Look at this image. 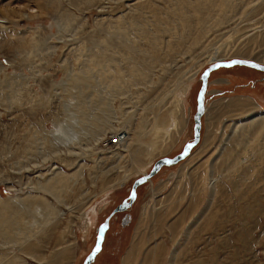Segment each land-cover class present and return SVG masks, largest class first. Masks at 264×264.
<instances>
[{"label":"rangeland","instance_id":"rangeland-1","mask_svg":"<svg viewBox=\"0 0 264 264\" xmlns=\"http://www.w3.org/2000/svg\"><path fill=\"white\" fill-rule=\"evenodd\" d=\"M136 2L152 3L159 12L141 9ZM167 4L165 0H0V227L11 226L12 216L24 213L22 199L29 194L44 197L61 215L53 222L51 214L45 229L33 232L24 244L6 243L0 237V255L14 254L22 264H82L94 245L96 227L127 198L133 180L148 172L156 159L172 157L192 139L199 75L209 60L218 53L225 60L255 61L258 55L261 60L256 61L264 63V0H232L235 12L227 23L209 29L197 42L187 35L182 38L184 26L171 20L176 18L167 14ZM18 6L31 15H17ZM245 46L249 57L238 54ZM129 65L147 78L136 76ZM118 74L127 78L119 86L113 78ZM239 99L256 106H227ZM80 108L91 113V126L98 117L107 121L99 133L106 134L96 145L91 136L89 151L68 153L61 147L64 151L57 156L52 152L55 120L66 121L65 116L73 114L77 122ZM204 108L198 142L184 159L160 167L135 187L134 201L125 210L129 218L122 221L123 211L110 217L100 250L89 264H141L152 247L163 257L156 256L152 264H192L196 258L200 264H264V130L252 140L250 150L232 142L234 149L225 161L216 158V165L209 167L221 145H226L232 124L264 111V71L238 64L211 71ZM157 120L168 126L169 134L155 136ZM124 128H130L129 146L119 147L113 131L120 136V131L126 133ZM55 165L66 174L80 170L57 199L32 186L37 179L52 176ZM140 165H146V171L137 172ZM124 174L129 176L122 184L107 189ZM209 181L216 186L213 193ZM211 209L216 212L211 220L217 223L214 230L212 225L205 228L200 217ZM183 228L189 231L187 238ZM30 245L43 259L23 251ZM63 246L71 251L69 258L65 259ZM128 252L132 256L124 262Z\"/></svg>","mask_w":264,"mask_h":264},{"label":"bare ground","instance_id":"bare-ground-1","mask_svg":"<svg viewBox=\"0 0 264 264\" xmlns=\"http://www.w3.org/2000/svg\"><path fill=\"white\" fill-rule=\"evenodd\" d=\"M168 2V7L166 9V11L168 12L167 14L169 16L174 17L176 19H171L172 21L173 20H179L182 22L183 26H184V33H183V36L182 38H185V36H190L191 39L194 41V42H197L199 40V38L204 35L205 32L207 31H210L211 28L214 29L215 26H219L223 23H227V20L228 18L230 17V15L232 13H234V5H232V0H165ZM75 2V0H74ZM262 2V1H261ZM47 3H50V2H47ZM138 3V2H136ZM166 3V2H165ZM76 4V3H75ZM156 4V2H155ZM245 4V3H244ZM243 4V5H244ZM157 5V4H156ZM137 6L141 9H147L149 10L150 12H152L153 14L157 15V13L159 12L158 10V7L157 6H154L152 3H145V2H140L137 4ZM29 7V6H28ZM27 7V9H28ZM132 7V6H131ZM26 8V7H25ZM34 7H29V9H33ZM22 8H20L19 6L16 8L15 12L17 13V15H31V13H26V11H22L21 10ZM36 9V8H35ZM43 9V8H42ZM160 9V8H159ZM34 10V9H33ZM38 10V9H36ZM32 11V10H31ZM36 12V11H35ZM62 14L64 13L63 11L61 12ZM166 14V16H167ZM63 15H68V12L64 13ZM74 16V15H73ZM231 18V17H230ZM161 21L164 22L165 21V18L163 17H160ZM72 20V19H71ZM213 23V24H211ZM223 26V25H222ZM258 28V27H257ZM210 29V30H209ZM219 31V30H218ZM261 33V31H260ZM264 34V32H263ZM125 35L127 36V38H129V34L128 33H125ZM254 35V34H253ZM253 35H251V38L253 37ZM231 35H229L230 37ZM261 34H260V38H261ZM249 38V39H251ZM253 39V38H252ZM251 39V40H252ZM258 39V38H257ZM262 39V38H261ZM98 40V39H97ZM177 40H179L177 38ZM176 40V41H177ZM251 40L249 42H251ZM255 40V39H253ZM264 40V38H263ZM184 41V39H183ZM260 41V40H259ZM254 42V41H253ZM262 42V41H261ZM184 43V42H183ZM192 43V42H191ZM129 46V45H128ZM173 46V45H172ZM247 48V46H245ZM242 49V48H241ZM240 49V50H241ZM220 50V49H219ZM34 51H32L33 53ZM219 54V53H218ZM217 54V55H218ZM236 54V53H235ZM238 54L240 55H244V56H247L249 57L250 56V51H249V48L247 49H244L242 52H238ZM211 55V54H210ZM215 56L213 57L211 60H209V63H213V62H216V61H221V60H224V58H222L220 55L219 56ZM236 58V57H235ZM239 59H245V58H242V57H237ZM207 59V58H206ZM255 59L257 61L261 60L259 58V56L257 55L255 57ZM247 60H250V59H247ZM254 61V60H251L253 62H256V63H259V64H264V63H260V62H257V61ZM208 62V61H207ZM131 68H132V73H134L136 76H140V78H143V79H146L147 78V74L143 73L140 71L139 68H137L135 65H129ZM200 66V65H199ZM100 70V69H99ZM129 72V70H128ZM195 74V73H194ZM127 76V75H126ZM22 77V76H21ZM69 77H70V74H69ZM193 77V76H192ZM113 78L116 79V83H117V86H119L121 83H123V80L127 79L125 77H121V75H117V76H113ZM189 79V78H188ZM67 81H68V78L65 79V81H63V84L62 86L63 87H66L67 85ZM189 85V84H188ZM70 87V86H69ZM187 87H184L182 88V92L186 93V90ZM82 90V89H81ZM15 91V90H14ZM87 91V90H86ZM90 92V91H89ZM93 93V92H92ZM184 93V94H185ZM76 94V93H75ZM91 94V93H90ZM93 95V94H92ZM85 96V95H84ZM81 98V97H80ZM91 98V97H90ZM77 99V98H76ZM91 101V99H90ZM89 102V101H88ZM72 104V103H71ZM98 104V103H97ZM77 105V104H76ZM89 105V104H88ZM227 106H231V107H243V106H246V107H255L256 104H254L253 102H245L243 100H236V101H232V102H229V104ZM95 107V106H94ZM67 108V107H66ZM77 108V107H76ZM69 109V108H68ZM68 109L66 110L68 112ZM71 112V110H69ZM78 113L75 115L77 116V122L74 121V118L72 117L71 115H66L64 119H66V121H58V120H55L56 124H54L55 127H57V130H54L53 131V149H52V152L54 154H56L57 156L60 154V151H64V150H61L62 148L61 147H64L65 148V151H67L68 153H72V152H75L74 150L75 149H78L79 151L81 150H90L89 148L92 147L93 145H90L92 141L89 140V138L92 136V138L94 139V142H95V145L96 143H98V141H102L104 137V135L106 133H103L101 136H100V131H104L106 129V123L107 121L105 122V120L101 119L100 117H98L100 120L97 121L96 123L93 122L94 125L91 126V122L89 121V118L91 117V113L89 111H86V110H83L80 108L79 111H77ZM80 112V113H79ZM92 112V111H91ZM93 113V112H92ZM205 113V112H204ZM71 114V113H69ZM70 116L72 118H70ZM155 118V117H154ZM59 119V118H57ZM62 119V118H61ZM76 119V118H75ZM63 124V126L65 125V127L67 126V128H63V126H61ZM95 127V130L93 129ZM65 129H67L68 131H64ZM124 130L126 133H123V131H120V136L117 135V132L118 131H113L115 132V136H114V140H115V143L117 142V146L119 147H127L129 146V143H128V140L130 138V128H124L122 129ZM153 133L155 134L156 137H159L161 134L162 135H167L169 134V128L168 126H164L162 123H160V121H156V123L153 125ZM264 130V111L262 112H253L251 114H249L247 116V118L241 120V121H235L231 128H230V133H229V138L227 137V141H225V144L226 145H221L220 147V150L219 152L217 153V155L212 159V161L210 162V166L214 163H216L217 161L216 158L218 159H222L223 161H225V157L228 156L230 154V151H232V149H234V145H231V143L233 142L234 144H238V143H243V148L245 147V145L247 146V148L250 150V144L252 143V140H258L257 135H259L260 133H263L262 131ZM71 131V132H69ZM119 133V132H118ZM137 134L139 136V133L137 131ZM49 136V135H48ZM113 136L112 134H110L109 137ZM169 136V135H168ZM226 137V136H225ZM41 138V137H40ZM264 139V136L263 138ZM107 142H108V139H106ZM105 140V141H106ZM139 140V139H138ZM51 142V141H50ZM248 142V143H247ZM110 143V142H109ZM113 143V144H115ZM229 143V144H228ZM261 143V142H260ZM259 143V144H260ZM128 144V145H127ZM238 146V145H237ZM240 147V146H238ZM46 148V147H45ZM61 148V149H60ZM242 148V146L240 147ZM242 148V149H243ZM94 149V148H93ZM253 149V148H251ZM77 150V151H78ZM86 150V151H87ZM247 150V149H246ZM246 150H243V151H246ZM51 151V150H50ZM49 153V152H48ZM78 153V152H76ZM75 153V154H76ZM245 153V152H244ZM45 156V154L43 155ZM184 159V158H183ZM215 159V160H214ZM180 161V160H179ZM221 161V160H220ZM223 161L221 163H223ZM152 160L149 161V163H151ZM178 162V161H177ZM147 163V164H149ZM218 163L219 160H218ZM220 163V164H221ZM219 164V166H220ZM224 164H226L224 162ZM216 165V164H215ZM215 165L213 167H215ZM82 166V164H81ZM164 166V165H163ZM202 166V165H201ZM79 167V166H77ZM162 167V166H161ZM203 167V166H202ZM201 167V168H202ZM207 167V166H206ZM217 167V166H216ZM225 168V167H224ZM138 171L137 172H140V171H144L146 169V165H140L138 167ZM195 169V168H194ZM210 169V168H209ZM217 170V168H215ZM214 169V171H215ZM196 170H200V168L198 167V169L196 168ZM195 170V171H196ZM205 170V169H204ZM207 170V169H206ZM146 171V170H145ZM201 171V170H200ZM198 171V173L200 172ZM80 170H74L72 171L70 174H66L64 173L62 170H60L58 168V166H53V175L50 176L48 178H44V179H37V184L36 185H32L34 186V190H40L42 192H49L51 195H53L54 198H58L60 196V193L61 191L65 190L66 188L69 187V184L68 182L71 181L75 176H77L79 174ZM206 172V171H205ZM204 172V173H205ZM217 172V171H216ZM189 173V172H188ZM195 173V172H194ZM41 173H39L40 175ZM201 174V173H200ZM210 174V173H209ZM217 174V173H215ZM213 173V175H215ZM189 175V174H188ZM199 175V174H198ZM207 175V174H206ZM41 176V175H40ZM128 174H124L122 175L120 178H115L116 180H114L113 183H109V187H107V189H112V188H115L117 186H119L120 184H122V180L123 179H127L128 178ZM194 176V174L192 175ZM211 176V174L209 175ZM208 176V177H209ZM218 176V175H217ZM207 179V177H204L203 176V179ZM211 178V177H210ZM192 179V178H191ZM202 179V180H203ZM214 179V178H213ZM219 179V178H218ZM112 180V179H111ZM211 180V179H210ZM198 182V180H196ZM214 181V180H213ZM212 181V182H213ZM109 182V181H108ZM209 181V183L207 185L210 186L212 192L213 193L215 191V184L213 186V183ZM193 184V183H192ZM199 184V183H198ZM29 185V184H28ZM111 185V186H110ZM200 185V184H199ZM195 186V184H194ZM203 186V185H202ZM200 187V186H199ZM216 187V186H215ZM193 188V187H192ZM201 188V187H200ZM214 188V190H213ZM106 189V190H107ZM193 190V189H192ZM200 191V190H199ZM175 192V191H174ZM180 192V191H179ZM194 192V191H193ZM197 192V191H196ZM173 192H171L172 194ZM170 194V195H171ZM198 194V193H197ZM192 195V193H191ZM194 197V196H193ZM212 197L214 198L213 194H212ZM211 198V197H210ZM61 199V197H60ZM26 205H24L23 207H26L24 213L20 214L19 216H12L13 220L10 222V225L11 226H8L6 224V227H0V237L4 238L2 240H4L6 243H12V244H16V243H20V244H24L25 242L28 241V238L30 236H32L33 232L37 233L40 229H45L43 228V224L46 222V220L49 218V216L52 214V220L53 222L56 219V212L54 210V208L45 200L44 197H41V196H32V195H27L25 196V198L22 199ZM59 200V199H58ZM63 200V199H62ZM192 200V199H191ZM190 200V202H191ZM195 201V200H194ZM211 201V200H210ZM178 202V201H177ZM213 202V200H212ZM33 203V205H32ZM175 203V202H174ZM194 203V202H193ZM190 204V203H189ZM199 204V203H198ZM208 204V202H207ZM192 204H190L191 206ZM209 205V204H208ZM17 206V205H16ZM32 206V208H30ZM189 206V205H188ZM2 206H0L1 208ZM187 207V206H186ZM17 208H19L17 206ZM169 208V207H168ZM173 208V207H172ZM187 209V208H185ZM190 209V207L188 208ZM210 209V208H209ZM175 210V209H174ZM191 210V209H190ZM214 210V209H213ZM212 209L210 210V212L208 213H205L203 216H200L201 218H203V220H201L202 222L204 221L205 222V228L209 229V227H211L212 225V229L214 230L213 227H215L217 225V223H214V224H211V220L214 218V216H216V212H214ZM16 211V210H15ZM19 211V210H18ZM168 211V209H167ZM217 211V210H215ZM229 211V209L227 210ZM9 212V211H8ZM11 212V211H10ZM9 212V213H10ZM17 212V211H16ZM59 212V211H58ZM57 212V213H58ZM215 213V214H213ZM229 213V212H227ZM231 213V211H230ZM12 214V213H10ZM60 214V213H59ZM59 214L57 216H59ZM62 214V213H61ZM184 214V213H183ZM222 216H223V213H221ZM170 215V214H169ZM231 215V214H230ZM0 216H1V213H0ZM45 216V218H44ZM61 216V215H60ZM59 216V217H60ZM181 215H179L180 217ZM220 217V216H219ZM228 217V216H227ZM36 218H40V219H36ZM225 218H226V214H225ZM231 218V217H229ZM228 218V219H229ZM216 219V217H215ZM224 219V217H223ZM4 220V219H3ZM2 220V222H3ZM51 220V221H52ZM177 220V219H176ZM195 220V219H194ZM217 220H220V218L218 219L217 217ZM50 221V220H49ZM179 221V220H178ZM184 221V219H183ZM197 221V220H195ZM201 221H200V227H201ZM222 221V220H220ZM43 222V223H42ZM48 222V221H47ZM52 222V223H53ZM203 222V223H204ZM214 222V221H212ZM218 222V221H217ZM225 224V220L223 221ZM229 222V220H228ZM8 223V222H7ZM41 223V225H40ZM50 223V222H49ZM175 223V222H174ZM184 223V222H183ZM233 223V222H232ZM46 224V223H45ZM172 224V223H171ZM171 224H168V226H171ZM216 224V225H215ZM223 224V223H222ZM231 224V222H230ZM235 223H233L234 225ZM3 224H1L2 226ZM48 225V224H47ZM175 225V224H174ZM174 225L172 224V228L174 227ZM210 225V226H209ZM218 225H221V223H218ZM232 225V224H231ZM40 226V227H39ZM45 226V225H44ZM196 226V225H195ZM222 226V225H221ZM37 227L39 229H37ZM47 227V226H46ZM181 227H183L181 225ZM198 227V228H200ZM203 227V226H202ZM201 227V228H202ZM219 227V226H218ZM217 227V228H218ZM223 227V226H222ZM179 228V227H178ZM204 228V229H205ZM168 229V228H167ZM184 229V228H183ZM186 229V228H185ZM184 229V230H185ZM194 229V228H193ZM206 229V230H207ZM211 229V231H212ZM173 230V229H172ZM171 230V231H172ZM179 230V229H178ZM195 230H199V229H195ZM203 230V229H201ZM216 230V229H215ZM219 230V229H218ZM187 231L185 236L186 238L188 237L189 235V231L188 230H185ZM193 231V230H192ZM170 232V231H169ZM204 232V230L202 231ZM208 232V231H207ZM210 232V231H209ZM208 232V233H209ZM172 233V232H171ZM197 233V232H196ZM194 233V234H196ZM205 233V232H204ZM211 233V232H210ZM241 233V231H239V234ZM174 234V233H173ZM192 234V233H191ZM190 234V236H191ZM201 235V233H200ZM210 235V234H209ZM236 235H238V233H236ZM244 236V234H242ZM240 235V236H242ZM246 235V234H245ZM183 236V235H182ZM193 236V235H192ZM195 236V235H194ZM193 236V237H194ZM197 236L200 238L199 234H197ZM193 237L192 238V241L188 242L189 243V246L190 243L194 242L193 241ZM196 237V236H195ZM208 237V236H207ZM240 238V237H239ZM247 238V237H246ZM38 239V238H37ZM194 238L195 242L199 239ZM245 239V237H244ZM250 239V238H249ZM190 240V238H189ZM238 241V239H236ZM234 240V241H236ZM247 241V239H245ZM251 240V239H250ZM1 241V240H0ZM40 241V240H39ZM182 241V240H181ZM242 241V240H241ZM2 242V241H1ZM5 242L2 243V245L4 246ZM183 242V241H182ZM194 242V243H195ZM210 242V241H209ZM249 242V240H248ZM35 244V243H34ZM209 244V243H208ZM242 244V242H241ZM245 244V242H244ZM247 244V243H246ZM157 245V243H156ZM165 245V244H164ZM188 245V244H187ZM193 245V243H192ZM162 244H161V248H162ZM178 246V245H177ZM186 246V245H185ZM248 246V249H251L249 248L251 246L250 245H247ZM247 246H245V248L247 249ZM64 248V251H65V259L66 258H69V256L71 255V251H69V248L63 246ZM135 247V246H134ZM155 247V246H154ZM184 248V246H182ZM192 247V246H191ZM146 248V247H145ZM164 248V247H163ZM162 248V249H163ZM181 248V246L179 247ZM244 248V247H243ZM23 251H25V253L27 252L28 254H31V257L33 256L34 259H43L42 256L40 255V252L37 254V250H35L33 248L32 245L30 246H26V247H22ZM154 249L155 248H150L149 250V253L150 255H146L148 252H146L145 256H147V259H142L141 261V264H152V262L154 261V259H156V256L159 255V251L158 253L157 252H154ZM160 249V250H162ZM175 249V248H174ZM213 249V248H212ZM238 249V248H237ZM246 249H244L246 251ZM247 249V250H248ZM20 250V249H19ZM147 250V249H146ZM166 250V249H165ZM164 250V251H165ZM179 250V249H178ZM177 250V251H178ZM191 250V248H190ZM157 251V249H156ZM175 251V250H173ZM182 251V249H181ZM199 251V250H198ZM235 251V250H234ZM249 251V250H248ZM169 252V251H168ZM167 252V253H168ZM176 252V251H175ZM242 252V251H240ZM26 253V254H27ZM130 252L127 253V255L125 256L124 258V262H127L128 259L130 258V256H132V252L129 254ZM164 254V252H162ZM180 253V252H179ZM183 253V252H181ZM187 253V252H185ZM212 253V252H211ZM210 253V254H211ZM236 253V252H235ZM13 254V253H12ZM144 254V253H143ZM190 254V253H189ZM188 253L186 255H189ZM243 254V252H242ZM168 255V254H167ZM171 255V254H170ZM176 255V254H174ZM192 255V254H191ZM199 255V254H198ZM165 256V255H163ZM197 256V254H196ZM206 256V255H205ZM233 256V255H232ZM236 256V254H235ZM241 256V255H240ZM158 257V256H157ZM168 259H169V256H167ZM192 257V256H191ZM213 257V256H212ZM234 257V256H233ZM238 257H239V254H238ZM160 258V256L158 257V259ZM163 258V257H161ZM160 258V259H161ZM202 258V256H201ZM240 258V257H239ZM178 260V258H176ZM194 259V258H192ZM190 259V260H192ZM198 258H196L197 260ZM205 259V258H204ZM208 259V258H207ZM207 259L205 261H207ZM181 260V259H179ZM193 261L192 264H200V261ZM200 260V259H199ZM203 260V259H202ZM213 260V259H211ZM236 260H240V259H236ZM235 260V261H236ZM176 261V260H175ZM183 261V260H181ZM230 261H232V259H230ZM161 263L160 261H157V263ZM185 262V261H183ZM183 262H181L183 264ZM198 262V263H197ZM239 262V261H238ZM241 262V260H240ZM155 263V262H154ZM156 263V264H157ZM171 263V262H170ZM178 263V262H177ZM201 263H203L201 261ZM210 263H214V261L210 262ZM0 264H22V260L21 258H19L18 256H15L13 254V256H10L8 253H2L0 255ZM167 264V263H166ZM169 264V263H168ZM172 264V263H171ZM179 264V263H178ZM186 264V263H185ZM204 264V263H203ZM207 264H209L207 262ZM216 264V263H215Z\"/></svg>","mask_w":264,"mask_h":264},{"label":"water","instance_id":"water-1","mask_svg":"<svg viewBox=\"0 0 264 264\" xmlns=\"http://www.w3.org/2000/svg\"><path fill=\"white\" fill-rule=\"evenodd\" d=\"M242 61V63H241ZM238 64V65H244L248 67H252L261 71H264V65L259 64L256 62H253L251 60L247 59H239V58H231L228 60H221V61H216V62H211L207 64V66L202 70V72L199 75V88L196 92V97H195V108L194 112L192 114V139L188 142H186L183 146L180 152L177 154L173 155L172 157H160L156 159L152 164L148 172H145L141 174L139 177H136L130 187L129 194L127 196L128 201L122 200L118 205L114 207L112 210L113 212L116 211H121L123 210L127 204L133 201L131 198L133 195L135 196L134 189L138 184L144 183L149 180V178L156 173V171L161 167V166H166V165H171L176 163L177 161L183 159L185 156L188 155L190 149L198 142L199 140V131H200V119L202 114L204 113V94L206 91V85H207V78L208 75L211 71L219 68V67H229L231 65ZM257 65V66H254ZM108 217H105V219L96 227V236H95V241L94 245L89 251V253L84 257L82 264H89L94 255L96 254V247L99 245L102 241L104 231L106 230L108 226Z\"/></svg>","mask_w":264,"mask_h":264},{"label":"flooded vegetation","instance_id":"flooded-vegetation-1","mask_svg":"<svg viewBox=\"0 0 264 264\" xmlns=\"http://www.w3.org/2000/svg\"><path fill=\"white\" fill-rule=\"evenodd\" d=\"M128 190L130 191V188H129ZM129 191H128V193H129ZM123 200L128 201V198L123 199ZM133 201H134V199H133ZM133 201H132V202H133ZM120 202H121V201H120ZM132 202H130L129 204H127L126 207H125L123 210H121V212H122V211L124 212L123 215H122V217H121L122 221H124V222H126L127 219L129 218V217H128V213L125 212V210H127L128 206H129ZM118 204H119V203H118ZM118 204H116V205H118ZM116 205H115V206H116ZM115 206H114V207H115ZM114 207H112L111 210L109 211V213L105 216V217L109 216V217H108V220H109L110 217H112L116 212H119V211H116V212H113V213H112V210L114 209ZM105 217H104V219H105Z\"/></svg>","mask_w":264,"mask_h":264},{"label":"snow or ice","instance_id":"snow-or-ice-1","mask_svg":"<svg viewBox=\"0 0 264 264\" xmlns=\"http://www.w3.org/2000/svg\"><path fill=\"white\" fill-rule=\"evenodd\" d=\"M241 63H242V61H241ZM254 66H257V65H254ZM132 199H134L135 198V196L133 195L132 197H131ZM97 252L100 250L99 249V245H97V247H96V249H95Z\"/></svg>","mask_w":264,"mask_h":264}]
</instances>
